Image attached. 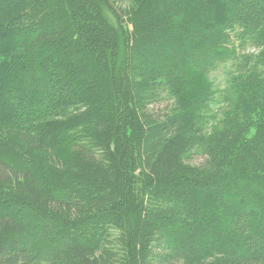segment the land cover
Masks as SVG:
<instances>
[{"label": "trees", "instance_id": "obj_1", "mask_svg": "<svg viewBox=\"0 0 264 264\" xmlns=\"http://www.w3.org/2000/svg\"><path fill=\"white\" fill-rule=\"evenodd\" d=\"M0 264H264V0H0Z\"/></svg>", "mask_w": 264, "mask_h": 264}, {"label": "rangeland", "instance_id": "obj_2", "mask_svg": "<svg viewBox=\"0 0 264 264\" xmlns=\"http://www.w3.org/2000/svg\"><path fill=\"white\" fill-rule=\"evenodd\" d=\"M227 78L228 73L224 68H219L217 71L211 72L209 74L210 81L214 84V86L219 90L222 91L226 88L227 85ZM165 107V104H160L156 106H152L153 111H160L163 110ZM221 109H223L222 106L218 107L217 109H214V112L220 113ZM222 113L217 115V119L220 118ZM201 159L199 157L194 156V158L191 160V164L198 165Z\"/></svg>", "mask_w": 264, "mask_h": 264}]
</instances>
